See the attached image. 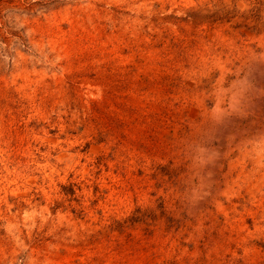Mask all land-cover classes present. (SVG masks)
<instances>
[{
    "label": "rangeland",
    "instance_id": "1",
    "mask_svg": "<svg viewBox=\"0 0 264 264\" xmlns=\"http://www.w3.org/2000/svg\"><path fill=\"white\" fill-rule=\"evenodd\" d=\"M0 264H264V0H0Z\"/></svg>",
    "mask_w": 264,
    "mask_h": 264
}]
</instances>
